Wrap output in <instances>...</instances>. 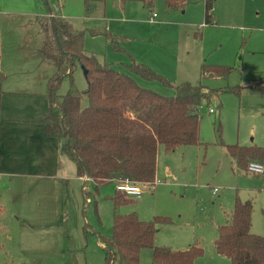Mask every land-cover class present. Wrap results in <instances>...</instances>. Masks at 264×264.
<instances>
[{
	"label": "rangeland",
	"instance_id": "374dc122",
	"mask_svg": "<svg viewBox=\"0 0 264 264\" xmlns=\"http://www.w3.org/2000/svg\"><path fill=\"white\" fill-rule=\"evenodd\" d=\"M151 13L157 15L154 22L148 20ZM211 15L212 24L205 25L204 0H185L177 10L166 9L163 0H153L150 8L122 0H105L89 8L84 0H0V61L5 70L0 71L5 77L0 91L22 79L40 82L38 93L47 94V83L57 69L41 61L42 43L52 38L40 24L50 18H62L74 32L83 33L84 53L100 63L127 72L133 60L162 78L137 79L142 87L165 97H172L174 87L182 83L210 91L200 103L199 145L170 153L160 147L154 178L162 184L153 193L126 197L128 201L115 211L133 212L144 222L168 219L170 224L156 226V247L184 251L193 246L201 249L193 264H230L217 255L214 242L236 201L251 204V233L264 238V174H247L227 152L235 146L264 147V0H214ZM84 19L93 23L85 24ZM92 31H106L118 41L120 51ZM8 65L12 71L21 69L6 76ZM202 65L229 73L201 78ZM235 88L239 94L229 91ZM70 89L81 94L80 107H87L86 82L78 63L70 77H62L58 94ZM81 186L72 196L68 219L59 218L57 199L51 204L48 228L39 225L41 219L37 225L22 224L26 208L22 212L18 199L0 196V264H104L102 241L112 236L114 206L109 197L115 194V184L96 191L92 182H85L83 189L90 197L85 207ZM214 188L216 196L210 193ZM44 245L51 251L59 246L65 250L62 256L37 250ZM114 264H124L120 255ZM140 264H153L150 249L141 251Z\"/></svg>",
	"mask_w": 264,
	"mask_h": 264
},
{
	"label": "trees",
	"instance_id": "16d2710c",
	"mask_svg": "<svg viewBox=\"0 0 264 264\" xmlns=\"http://www.w3.org/2000/svg\"><path fill=\"white\" fill-rule=\"evenodd\" d=\"M104 0H84L85 7ZM134 1L150 8L153 0ZM165 8L177 10L185 0H163ZM214 0L204 1V24L213 22L211 8ZM50 31L52 40L46 37L40 48L41 59L51 63L57 73L47 83L48 113L40 124L45 137L60 141L59 151L75 167L78 178L90 180L96 191L109 184L127 181L145 184L155 178L157 155L160 147L170 153L180 147L199 145L200 114L198 107L207 99L210 91L200 85L182 83L174 87L172 97L162 96L139 86L132 76L146 81L162 78L151 68L136 64L127 66V73L100 63L94 55L83 51V33H76L60 18H50L43 31ZM103 35L113 50L118 52V41L106 31H92ZM74 63L82 69L86 82L84 95L88 106L80 107L81 94L70 89L58 94L62 77H70ZM227 69L202 65L201 78L226 77ZM132 75V76H131ZM5 77L0 74V85ZM259 83L256 84H261ZM239 88L229 89L239 94ZM228 155L241 168L255 162L264 165V147H228ZM82 205L89 202L86 190L81 193ZM128 198V197H127ZM114 206L112 236L104 239V264H114L120 255L124 264H140V253L151 250L153 264H193L201 256V249L189 247L184 251L154 245L156 226L170 224L166 218L154 217L141 221L135 213L119 215L116 208L128 200L122 193L109 197ZM251 204L236 201L228 223L218 229L214 242L217 255L230 264H264V238L251 233ZM87 234L86 227L83 229Z\"/></svg>",
	"mask_w": 264,
	"mask_h": 264
},
{
	"label": "crops",
	"instance_id": "0c3cea01",
	"mask_svg": "<svg viewBox=\"0 0 264 264\" xmlns=\"http://www.w3.org/2000/svg\"><path fill=\"white\" fill-rule=\"evenodd\" d=\"M104 2L105 0L93 3L91 6L97 7ZM156 18L149 22H154ZM48 22L40 24L42 30ZM84 23L92 24L93 20L84 19ZM45 34L48 36L47 30ZM41 61L44 62L42 59ZM2 67L3 62L0 61V71L4 72ZM113 68L125 72L114 66ZM20 69L17 67L12 71L8 65L6 76L19 72ZM132 77L140 86L137 80L139 78ZM19 81L7 84L0 91V196L10 195L15 200L18 199L22 212L26 208L22 224L37 225L41 219L39 225L48 228V210H51L55 199L62 211L59 218H67L72 196L81 184L82 193L83 184L90 180L76 176L75 167L72 166L74 164L59 151V140L45 137L44 127L39 122L48 113L49 103L46 95L38 93L40 82ZM64 248L59 246L51 251L44 245L37 250L62 256Z\"/></svg>",
	"mask_w": 264,
	"mask_h": 264
},
{
	"label": "built area",
	"instance_id": "2783aa9c",
	"mask_svg": "<svg viewBox=\"0 0 264 264\" xmlns=\"http://www.w3.org/2000/svg\"><path fill=\"white\" fill-rule=\"evenodd\" d=\"M57 2H60L61 0H56ZM157 17L156 13H151L150 21H153ZM201 109V106L198 107V110ZM209 113H213L212 110H209ZM246 173L251 174L254 176H260L264 174L263 166L251 162L246 167ZM162 184L161 180L154 179L152 182L148 183L145 188H141L140 184H131L127 181L119 182L115 184V192L122 193L126 197H132V198H139L142 196L143 193H153L158 186ZM210 193L213 196H216L218 194V190L216 188L211 189Z\"/></svg>",
	"mask_w": 264,
	"mask_h": 264
}]
</instances>
